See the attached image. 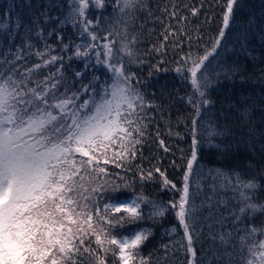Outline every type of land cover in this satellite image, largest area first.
I'll use <instances>...</instances> for the list:
<instances>
[{
  "label": "snow or ice",
  "instance_id": "obj_1",
  "mask_svg": "<svg viewBox=\"0 0 264 264\" xmlns=\"http://www.w3.org/2000/svg\"><path fill=\"white\" fill-rule=\"evenodd\" d=\"M70 3L71 12L62 23L79 24L80 36L87 35L88 42L73 46L70 41L60 51L71 52L69 60H84L83 69L74 73L80 78L79 88L68 86L64 57L53 55L51 45L35 53L40 62L31 66L27 61L18 63L24 60L22 49L11 58L3 53L0 60V264H108L109 257H115L112 264H152L151 256L142 253L150 229L127 235L117 232L145 219L142 204L150 206L149 219L174 213L177 225L169 236L180 235L182 230L179 240L161 246L166 257L169 250L181 251L187 255V264H203V258H197L194 238L198 240L206 226L213 254L208 264H264V222L254 223L258 215H264V200L257 197L264 185L256 177L245 180L238 171L215 169L209 170L211 194L204 195L200 180L192 179L203 175V169L195 167L201 137L218 147L213 138L224 134L211 122L205 128L196 117L211 103L203 90L209 87L205 62L235 23L239 0H217L220 27L211 50L195 58L185 53L176 61L174 71L189 79L194 90L188 97L195 111L191 156L182 187L177 188L158 167L145 172L135 165L139 181H152L158 173L164 189L170 186L179 193L178 200L167 204L142 192L120 196L134 189L135 182L112 169L133 171L135 160L142 156L138 146L148 136L149 112L160 107L146 96L141 87L144 81L133 70L147 63L138 48L144 27L149 20L160 25L158 35L154 28L149 30L156 42L147 53L163 57L169 45L177 49L185 39L190 43L196 38L188 34L190 18L181 13V7L190 10L192 17L199 9L167 0L157 16L147 0H116L114 9L121 15L100 37L87 10L93 5L103 8L105 0ZM138 11L146 12L147 19L139 32L130 31ZM101 39L103 43H97ZM93 58L110 76L102 80L93 73L84 83ZM164 62L150 67L159 71ZM57 63L59 67L52 72L51 66ZM160 145L164 146L163 140ZM113 177H119L120 183ZM229 190L234 203L219 197Z\"/></svg>",
  "mask_w": 264,
  "mask_h": 264
},
{
  "label": "trees",
  "instance_id": "obj_2",
  "mask_svg": "<svg viewBox=\"0 0 264 264\" xmlns=\"http://www.w3.org/2000/svg\"><path fill=\"white\" fill-rule=\"evenodd\" d=\"M152 6V11L159 16V7L167 0H147ZM181 5H190L199 9L198 15L191 16L190 10L181 7L183 15L190 18L187 25L189 35L196 37L190 43L187 39L177 49L169 45L166 55L157 56L148 54L147 50L156 42V35L149 36V30L155 29L158 35L160 25L148 21L143 29V37L138 45L142 58L147 61L139 68L140 79L144 81L142 90L146 96L153 99L159 108L149 112L151 123L147 129L148 136L144 144L138 146L142 156H138L133 165V171L125 172L122 169H112L135 182L132 190L122 191L119 195L130 197L134 193H143L149 199L167 204L168 201L179 198V193L170 188L164 189L162 178L155 173L152 181H139L135 165H140L145 172L149 169L160 168L165 176L182 187L183 175L187 159L191 156L192 143V118L195 111L188 97L194 90L189 79H183L174 71L176 61L185 53H192L193 58L203 55L205 50H211L212 43L219 33L221 9L217 7V0H175ZM116 0H105L103 8L94 5L87 10L88 18L93 21L92 27L100 37L106 35L107 30L113 26L121 14L114 9ZM236 10L235 23L226 30L225 37L212 53L207 65L206 75L209 87L203 89L211 103L196 117L204 127L208 123L214 124L224 134L213 138V145L207 143V138L202 136L198 151L197 169H203L201 177L193 176V180H200L203 194L210 195V186L213 183L209 170L220 169L225 172L238 171L245 180L256 177L264 185V0H239ZM169 7L171 5L169 4ZM71 12L70 0H0V24L6 23V28H0V60L3 53H15L22 49L24 60L18 61L28 65L40 62L35 56L37 51H45L48 45L52 46V54L64 57V76L70 88L80 87V78H76V70L83 69L84 60L72 57L71 52L60 51L63 44L71 41L72 45L88 42L87 35L80 36V25L62 23ZM137 21L130 26V31H140V24L147 19L146 12H136ZM199 26V32L196 27ZM51 33V35H50ZM59 37V38H58ZM97 43L102 44L101 39ZM161 60L160 70L156 71L150 66ZM84 83L91 79L93 73L102 80L107 79L110 73L103 65H96L95 59L89 61ZM59 63L51 66L55 72ZM167 69V70H165ZM149 71L153 75L149 76ZM48 74V69H44ZM63 91V87H61ZM196 99H200L198 96ZM159 132V136H157ZM164 141V146L160 141ZM167 147L168 151H165ZM111 168V166H109ZM134 173H136L134 175ZM113 179L120 183L119 177ZM143 185V186H141ZM195 190V189H193ZM116 195V194H113ZM232 191H222L220 198L232 201ZM257 197L264 200V190L257 191ZM199 203V199H197ZM145 219L130 224L123 229H118L119 234L127 235L136 229H150L151 236L145 242L142 253L151 256L152 264H187V255L181 251L167 252L161 247L172 244L182 236L173 234L169 236L170 229L177 225L174 213L169 212L163 218L149 219V205H141ZM206 214V213H205ZM264 222V215H258L254 223ZM199 239L194 238V248L197 258H203V264H208L213 259L210 251L212 244L206 236L207 228ZM94 246V245H93ZM115 257H109L108 264H112ZM118 264V262H117Z\"/></svg>",
  "mask_w": 264,
  "mask_h": 264
}]
</instances>
